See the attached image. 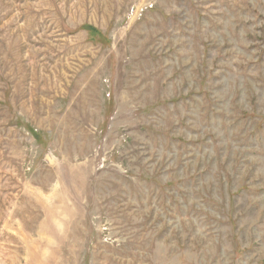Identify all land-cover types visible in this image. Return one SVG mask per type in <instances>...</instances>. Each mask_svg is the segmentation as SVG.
I'll return each instance as SVG.
<instances>
[{
	"label": "rangeland",
	"instance_id": "374dc122",
	"mask_svg": "<svg viewBox=\"0 0 264 264\" xmlns=\"http://www.w3.org/2000/svg\"><path fill=\"white\" fill-rule=\"evenodd\" d=\"M0 264H264V0H0Z\"/></svg>",
	"mask_w": 264,
	"mask_h": 264
}]
</instances>
